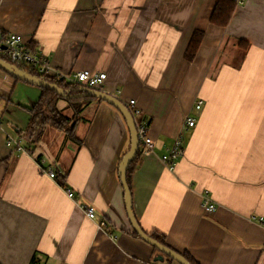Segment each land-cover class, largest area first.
Here are the masks:
<instances>
[{
    "label": "crops",
    "instance_id": "0c3cea01",
    "mask_svg": "<svg viewBox=\"0 0 264 264\" xmlns=\"http://www.w3.org/2000/svg\"><path fill=\"white\" fill-rule=\"evenodd\" d=\"M216 2L0 0V34H19L64 72H104L108 90L135 100L153 143L152 152L138 145L130 172L143 231L161 234L197 264H264V0L235 5L224 26L210 22ZM197 30L202 37L188 61ZM40 88L0 68V264L159 261L126 214L118 176L129 147L122 116L94 98L75 117L77 141L49 125L26 134ZM56 107L72 117L65 99ZM186 116L195 125L180 133L183 154L168 169L160 156ZM9 137L30 152L8 148ZM39 155L54 165L55 179L38 170ZM205 191L212 212L201 207ZM80 204L92 206L95 218Z\"/></svg>",
    "mask_w": 264,
    "mask_h": 264
},
{
    "label": "built area",
    "instance_id": "2783aa9c",
    "mask_svg": "<svg viewBox=\"0 0 264 264\" xmlns=\"http://www.w3.org/2000/svg\"><path fill=\"white\" fill-rule=\"evenodd\" d=\"M235 5H240L245 0H234ZM0 54L6 56L12 63L17 65L24 64L28 69L36 71L39 74H45L56 81H62L68 84H74L76 86H83L93 90L108 93L117 98L129 111L135 131L138 139V143L143 146L146 152H152V140L147 135V125L140 119V111L135 104L134 99H122L120 91L115 90L112 92L106 88L105 80L106 74L101 71H93L89 69H82L73 73H67L55 68L49 60L42 54L31 51L27 45L23 42L22 37L19 34H0ZM201 100H197V104H200ZM195 125V120L191 116H186L180 126L179 134L173 138L171 145L166 149V152L160 156L161 163L168 169H172L174 161L180 157L183 153L181 132L191 128ZM5 145L19 153L30 152L27 145H23L20 140L9 137L5 140ZM36 164L38 170L41 173L48 175L50 178H56V171L54 165L42 156L36 157ZM62 189L67 197L74 198V193L67 186H62ZM201 207L204 212H212L216 208V204L212 201L207 191L201 195ZM80 208L84 211L87 218H95V210L92 206L87 204H80ZM106 222L99 220L98 226L102 229H106ZM145 264H178L176 262H167L164 258L162 260L146 261Z\"/></svg>",
    "mask_w": 264,
    "mask_h": 264
},
{
    "label": "trees",
    "instance_id": "16d2710c",
    "mask_svg": "<svg viewBox=\"0 0 264 264\" xmlns=\"http://www.w3.org/2000/svg\"><path fill=\"white\" fill-rule=\"evenodd\" d=\"M235 2L234 0H217V2L214 5V8L212 10L211 16H210V22L214 25L218 26H224L227 24L229 17L234 9ZM2 35H4L2 33ZM202 37L201 31H194L184 52V56L186 60L190 61L199 46L200 40ZM238 46L241 49H244L247 47L246 42L244 41H238ZM32 49L31 44L28 46ZM0 59H3L7 62H9L12 66L15 68L26 72L27 74L38 77L40 79H43L45 81H48L55 85L58 88H61L63 90H68V94L72 95L76 92H79V86H76L74 84H68L64 83L62 81H56L54 78H51L45 74H39L36 71L28 69V67L24 64H15L12 63L6 56L3 54H0ZM15 78V77H14ZM17 79V78H16ZM6 97L0 93V101L2 99H5ZM59 98L65 99L68 106L72 110V117H68L65 114H63L59 109L56 107V101ZM94 99L93 97H75V96H61L55 90L41 87L40 88V95L38 96V99L36 102L32 104V106L29 108V119L26 124V128L24 129L26 134H32L34 131L43 128L46 125L52 126L56 129L62 130L65 133V136L69 139H75L73 134V126L75 124V121L78 114L84 109L86 105H88L91 100ZM99 100V99H97ZM76 117V118H75ZM75 141H77L75 139ZM139 148L137 149V152L135 156L130 160L127 170H126V182L130 190V172L132 171V168L135 165L136 160L139 157ZM118 176H119V170H118ZM60 184L63 185L62 181H60ZM133 234L135 236H138L134 231ZM150 237L155 239L160 244L166 245L164 236L157 232H151L148 233ZM153 251L158 252V250L155 247H152ZM190 264H197L194 262V260L186 253H181ZM164 259L167 262H175L173 259L167 256H163Z\"/></svg>",
    "mask_w": 264,
    "mask_h": 264
},
{
    "label": "water",
    "instance_id": "95a60500",
    "mask_svg": "<svg viewBox=\"0 0 264 264\" xmlns=\"http://www.w3.org/2000/svg\"><path fill=\"white\" fill-rule=\"evenodd\" d=\"M0 68L3 69L5 72H7L9 75L19 80L26 81L38 87H46V88L53 89L55 90V92H57L61 96L94 97L96 99H99V100H102L108 103L109 105L113 106L119 112V114L122 116L126 124L128 135H129L128 150L124 153L118 165L119 180H120V184L123 189V200H124V205H125V210H126V214L128 217V221L130 222V225L133 231L138 235L139 238H141L142 240H144L145 242H147L148 244H150L151 246L155 247L158 250V253H159V256L157 258L158 260H162L163 256H167L173 259L178 264H190L188 260L181 253L171 249L170 247L166 245L160 244L155 239L150 237L148 233L142 230V228L139 226L135 218V215L132 209V198H131L129 187L126 182L125 175H126V170H127L130 160L135 156L137 152L139 143H138V139L136 136V131H135L132 117L129 111L127 110V108L114 96L108 93H105V92L93 90V89L86 88L83 86L78 88L79 89L78 93L69 95L68 90H63L61 88L56 87L55 85H53L52 83L48 81H45L38 77L31 76L27 74L26 72H23L15 68L9 62L3 59H0Z\"/></svg>",
    "mask_w": 264,
    "mask_h": 264
},
{
    "label": "rangeland",
    "instance_id": "374dc122",
    "mask_svg": "<svg viewBox=\"0 0 264 264\" xmlns=\"http://www.w3.org/2000/svg\"><path fill=\"white\" fill-rule=\"evenodd\" d=\"M242 4H244V3H242ZM242 4H240V5H242ZM76 93H78V92H76ZM75 93V94H76ZM75 97H79V96H75ZM83 97V96H82ZM90 97V96H89ZM94 98V97H93ZM182 139V138H181ZM182 146H183V141H182ZM183 154V153H182Z\"/></svg>",
    "mask_w": 264,
    "mask_h": 264
}]
</instances>
